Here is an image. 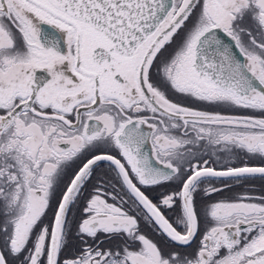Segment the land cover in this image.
Listing matches in <instances>:
<instances>
[{
    "label": "snow or ice",
    "instance_id": "1",
    "mask_svg": "<svg viewBox=\"0 0 264 264\" xmlns=\"http://www.w3.org/2000/svg\"><path fill=\"white\" fill-rule=\"evenodd\" d=\"M0 264H264V0H0Z\"/></svg>",
    "mask_w": 264,
    "mask_h": 264
},
{
    "label": "flooded vegetation",
    "instance_id": "2",
    "mask_svg": "<svg viewBox=\"0 0 264 264\" xmlns=\"http://www.w3.org/2000/svg\"><path fill=\"white\" fill-rule=\"evenodd\" d=\"M256 189H257V191L259 190V182H257V184H256Z\"/></svg>",
    "mask_w": 264,
    "mask_h": 264
}]
</instances>
